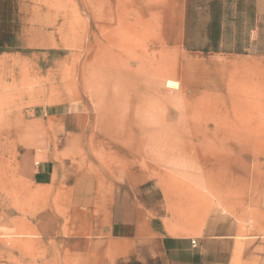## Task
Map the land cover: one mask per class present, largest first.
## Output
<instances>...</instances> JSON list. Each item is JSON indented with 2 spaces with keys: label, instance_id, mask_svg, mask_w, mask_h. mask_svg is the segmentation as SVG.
Masks as SVG:
<instances>
[{
  "label": "rangeland",
  "instance_id": "obj_1",
  "mask_svg": "<svg viewBox=\"0 0 264 264\" xmlns=\"http://www.w3.org/2000/svg\"><path fill=\"white\" fill-rule=\"evenodd\" d=\"M165 2L0 0V264H160L161 227L264 264V0L237 55L173 45ZM45 159L57 190L31 182Z\"/></svg>",
  "mask_w": 264,
  "mask_h": 264
},
{
  "label": "crops",
  "instance_id": "obj_2",
  "mask_svg": "<svg viewBox=\"0 0 264 264\" xmlns=\"http://www.w3.org/2000/svg\"><path fill=\"white\" fill-rule=\"evenodd\" d=\"M255 2L256 0H253V7L245 6L244 0H166L165 3L170 7L167 9V17L163 18L162 36L169 38V42L187 52L234 55L260 53L258 34L262 12L256 7ZM246 13H249V19L246 18ZM247 19L251 21L248 28L244 26ZM60 169L61 165L53 160L36 162L32 165L33 186L57 190L64 177ZM133 226L130 225V221L117 222L114 226L116 238L124 245L121 251L126 253L131 251V247L129 249L125 247L126 243L131 240L133 244V236L137 235L136 227ZM150 232L157 237L156 247L160 264L209 263L205 252L201 249L195 250V246L190 244L193 237L168 233L164 227L155 231L149 229ZM206 232L197 242L201 243L204 239L213 241L231 237L211 231L207 234ZM229 258L230 255L226 258L227 262Z\"/></svg>",
  "mask_w": 264,
  "mask_h": 264
},
{
  "label": "built area",
  "instance_id": "obj_3",
  "mask_svg": "<svg viewBox=\"0 0 264 264\" xmlns=\"http://www.w3.org/2000/svg\"><path fill=\"white\" fill-rule=\"evenodd\" d=\"M195 244H196V243H195V240H191V245H192V246H195Z\"/></svg>",
  "mask_w": 264,
  "mask_h": 264
},
{
  "label": "bare ground",
  "instance_id": "obj_4",
  "mask_svg": "<svg viewBox=\"0 0 264 264\" xmlns=\"http://www.w3.org/2000/svg\"><path fill=\"white\" fill-rule=\"evenodd\" d=\"M192 240H195V239H192ZM195 243H196V240H195ZM195 246H196V244H195Z\"/></svg>",
  "mask_w": 264,
  "mask_h": 264
}]
</instances>
